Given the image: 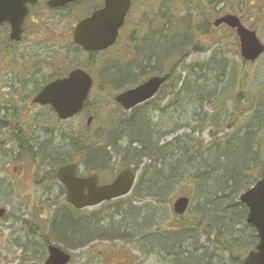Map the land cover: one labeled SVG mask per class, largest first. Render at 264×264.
<instances>
[{
    "label": "rangeland",
    "instance_id": "rangeland-1",
    "mask_svg": "<svg viewBox=\"0 0 264 264\" xmlns=\"http://www.w3.org/2000/svg\"><path fill=\"white\" fill-rule=\"evenodd\" d=\"M81 11L79 9V13ZM231 12L240 16L250 28L255 29L264 42V0H135L128 21L121 30L119 43L112 48L110 54L107 52L99 55L97 64L94 60L88 63L97 77L90 95L89 111L65 122H56L55 115L50 112L48 106L35 105L29 108L32 96L45 84L48 76L52 75V68L28 67L29 72H33L30 76L25 73L22 75L21 71H17L12 65L3 68L6 72L21 74L15 79L17 80L15 87L11 90L15 91L16 98L5 99L0 95V182L3 183V188L0 190V206L7 207L6 218L0 219V264H43L47 257V244H44V239L40 237L43 234L49 237L51 221L57 214L60 219L58 220L62 223L61 229L64 231L59 230L61 235L57 233L58 235L52 236L54 238L51 243L58 244L72 253L74 259L70 264H165L164 260H167V257L164 253L163 256L155 254L154 251H157L155 245L148 238L152 237L151 233H155L163 223L166 224L163 227H167L168 223L172 222L173 202L180 194H188L189 187L176 186L177 190L167 194L161 202L159 196L150 198L149 203L166 208L168 215L161 214L156 217L157 219H151L152 222L147 221L149 219L143 215L138 220L136 228L142 235L139 239L134 238L131 231L106 235L108 227L117 229L118 223L124 220L123 207H128L137 197L131 193L117 203L112 201L92 208H84L82 211H77L79 214L73 215L67 208L72 210V206L65 200V190L53 177L61 161L58 163L47 161L43 157L51 152L53 146L59 151L68 150L70 138L80 141L92 139L101 141L99 146L113 145V148H106L111 165L98 172L102 184L113 180L119 170L126 165H132L128 160L125 161L123 153L118 151L119 146L129 151L131 148H138L135 145L128 147L126 142L129 139L119 140L118 148H114L117 145L115 139L109 143L94 136L113 120L115 123L120 121L124 111L115 104L114 94L132 87L124 83L120 88L119 85L125 81L119 76L116 84L113 81L110 88L101 89V84H106L101 76V70L127 69V73L132 76L134 72L141 70L146 72L148 71L146 61L152 57L153 50L150 51V47L154 43L157 47L159 42L166 40V37L178 40L182 36L186 37L188 31L190 42L183 44L186 46L183 55L189 52L187 65H192L193 83L195 89L199 91L195 95V105L180 102L169 109L175 97L169 94V90H164L160 94L165 98L160 105V109L164 108V110L157 113L150 112V121L162 122L159 127L163 130L160 131H169L166 140L170 142L172 139L181 138L183 134H189L191 129L186 126L190 121L184 113L186 110L188 112L196 110L199 120L197 122L199 144H203L204 147L210 142L226 137V134L227 140L233 139V135L238 131H241L238 136L243 137L246 122L251 119L252 114L258 116L255 110H259L260 119L256 124L254 123L257 129L252 132L256 134L257 140L264 139V55L255 63H246L240 55L241 49L236 33L224 25L219 29L213 26L216 18ZM151 39L152 42H148ZM136 53H139V58L133 56ZM146 57L148 58L144 60ZM174 61L176 60L166 58V62L163 63L164 69L171 67ZM80 63H87V59L83 60L81 57ZM145 72H141L144 74L143 78L145 75L152 76ZM186 76L187 74L182 72V77ZM5 82L7 83L6 80ZM24 82H26L25 86H23ZM1 85L3 82H0V87ZM115 88L120 89L114 91ZM6 90L8 89H1V91ZM238 91L243 92L244 95L238 97ZM202 113L209 117L213 114L222 115V118L218 121L213 120L212 123L211 120L205 121L206 116H204L202 121L198 116ZM90 114H95L97 117L91 126L92 130L87 129V118ZM16 131H26L34 137L35 149L30 150L31 156H24L21 153L24 151L19 152L15 142L12 144L7 140L9 135ZM157 132L159 131L155 130V133ZM212 134L216 135L215 140ZM196 144L193 141L190 147ZM255 145L259 146V143ZM179 150L181 151V147ZM258 150L264 159V140ZM189 157L191 155H177L174 161ZM75 160L81 166V174L97 172L94 171L93 165L86 162L83 153L81 156H75ZM140 167L145 168L144 165ZM259 170L260 167L252 166L250 162L244 167V172H248L246 175L257 173ZM43 181L47 183L45 191L41 186ZM231 200L235 203L238 197L232 196ZM142 204V200L137 202L138 206ZM62 206L67 208L66 213L62 210L56 214L55 210ZM91 217H97L101 221L94 222ZM89 219L92 221L90 224ZM89 226L92 227L91 230ZM206 227L208 244H211L209 252L224 250L225 245L220 242L218 228L212 226L210 222H206ZM77 229L79 233L75 232ZM239 229L242 227L240 226ZM63 235L68 237L62 238ZM245 242L241 241L240 245ZM72 245H79V248H74ZM239 253L237 251L236 255L243 254ZM224 258L228 259L227 264H229L230 259L227 254Z\"/></svg>",
    "mask_w": 264,
    "mask_h": 264
},
{
    "label": "trees",
    "instance_id": "trees-1",
    "mask_svg": "<svg viewBox=\"0 0 264 264\" xmlns=\"http://www.w3.org/2000/svg\"><path fill=\"white\" fill-rule=\"evenodd\" d=\"M155 69L159 71L157 70L159 67ZM196 92L194 90V93ZM241 94L244 95L243 92ZM241 101L243 102V100ZM146 108L147 105L142 108L138 107L132 113H125L119 122H113L108 127L111 128L110 132H106L103 129L102 133L97 132L95 137L98 140L100 138L109 141L118 138L117 141H119L120 138H124V135L129 134L134 137V140H130V145L134 141H138L141 143L142 150L135 152L127 151L125 158L128 162L136 164L138 159L146 156L150 158L156 157L161 160L164 166H168L170 160L175 157L174 153L171 157L168 155L173 149H171L170 145L160 146V140H149L150 134L155 130V127L148 122L144 123L142 121L143 114L141 117L137 116L139 111ZM147 128L154 130L152 132H145ZM254 139L253 132L248 130L247 134L236 143L221 139L220 142L209 143L204 147L203 144H199L195 150L193 147H184L181 150L183 155H191L188 166L181 167L179 165L182 162L178 161V166L172 168L171 171L165 172L158 179L155 186H152V188L158 191H166L176 186L185 188L189 184L187 183L188 175L193 172L194 166L198 170L201 168V171H198V184L194 185L193 188L189 187L190 191L188 192L194 197L196 196L197 199L193 208L198 205L200 210L192 209L189 214L190 219L187 220H184V217L174 215L171 220L173 227H162V231L155 232H163L162 247L174 244L179 245L176 249L179 251L178 253L165 256L167 257V260H164L165 264H227L228 259L224 258L226 254L230 259L229 264L240 263V256H237L236 252L239 251V254H241L250 248L251 241L255 236L253 233L255 234V232L253 229L250 230L249 226L244 227V229H248L249 235L237 229L238 225L245 224L247 214L245 207L236 201L234 203L231 197H239L241 191L249 188L260 176L258 172H253L254 174L251 173L249 175H246L248 172H244V167L250 162L253 153L256 151L254 143L248 142ZM99 143L97 140L93 141L90 139L85 142L86 146L82 144L83 146L81 145L82 147H80L81 153L87 155L88 161L95 168L100 166L99 163L104 162L107 155L105 146L100 147ZM139 167L140 165L137 164L136 168L138 169ZM152 188L143 185V177L141 176L135 195L138 196L140 193L149 194ZM206 222H210L212 226L218 228L219 236L221 237L220 242L222 245H225L224 250H213L211 253L209 252V255L205 253L207 244L202 242V236L203 233L207 234ZM111 230L113 232L117 231L115 228ZM241 241L246 242L240 245ZM157 252L154 251L155 254L163 256V253Z\"/></svg>",
    "mask_w": 264,
    "mask_h": 264
},
{
    "label": "water",
    "instance_id": "water-1",
    "mask_svg": "<svg viewBox=\"0 0 264 264\" xmlns=\"http://www.w3.org/2000/svg\"><path fill=\"white\" fill-rule=\"evenodd\" d=\"M21 2H8L0 1V22L4 20H10L14 25V28H18V32H21V22L26 12V1L33 0H20ZM122 9H114L112 3L106 7L105 12L97 13L95 16L84 20L78 25V30H87L90 27H94L98 20L104 19V14L115 13L118 17L112 22L113 36H110V40L103 42L102 46L96 45H84L86 49H99L105 48L113 44L118 33V28L123 22V17L128 10L129 1ZM14 6V10H10V7ZM17 7H21L23 14L19 17H15ZM221 22L227 23L229 26L237 28V33L241 40L242 57L255 61L263 52L264 46L260 43L256 32L249 30L245 26L241 25L238 17L234 15H227L216 21V25ZM16 23L18 24L16 26ZM20 30V31H19ZM101 39V38H99ZM104 40V39H103ZM105 41V40H104ZM167 77L156 76L143 84L138 88L123 92L116 96L117 101L127 109H132L135 105L146 101L153 97L156 91L160 88V84ZM92 84L91 77H89L82 70L72 72L67 79L56 80V82L47 85L43 91L35 98V101L42 104L50 103L62 118H69L81 111L85 101L87 100ZM76 164H64L61 166L57 177L61 179L67 189V200L73 203L78 208L84 206H95L106 199L117 198L122 195H126L127 192L133 187L135 175L130 169L123 170L119 173V176L112 184H106L105 186H97L99 177L93 174L89 178H78L75 176ZM85 189H88V193H85ZM241 201L246 203L249 207V219L248 222L256 225L260 236V244L258 252L252 251L248 259L243 264H264V175L260 181L252 188H250L245 194L241 196ZM189 199L187 197H181L174 203L175 210L179 214H183L188 208ZM5 209L0 208V218L5 215ZM50 257L45 264H67L71 255L62 251L59 247L54 245L49 247Z\"/></svg>",
    "mask_w": 264,
    "mask_h": 264
},
{
    "label": "bare ground",
    "instance_id": "bare-ground-1",
    "mask_svg": "<svg viewBox=\"0 0 264 264\" xmlns=\"http://www.w3.org/2000/svg\"><path fill=\"white\" fill-rule=\"evenodd\" d=\"M109 20L115 21V19L118 17L117 14L109 13L108 15ZM77 40L80 44L82 45H96V46H102V43H100V40L93 34V32H91L90 30H77ZM258 36V35H256ZM258 39L260 41V43L264 46V42L262 41V39L260 38V36H258ZM139 53H136L135 55H133L135 58L138 57ZM137 58V59H138ZM33 61H36L38 63H44L43 58L39 55L37 56L36 59H33ZM175 63V64H174ZM174 63L172 64V67L170 70L167 71V74L164 77H167L165 80L162 81V83L160 84V89L162 91H167L169 90L171 92V94L175 97L176 100L178 101H182L185 103H189L191 105H195V94H194V83H193V72H192V65H187V61H181V60H177L174 61ZM182 72L186 73L187 76L184 78L182 77ZM101 76L103 77V79L106 81V85L108 84V82L113 79V78H118L120 77H124L126 76L127 79V83L132 86L133 88H138L140 87V83L137 81V78L132 74H130L129 72L127 73V71H123L118 69L117 71L114 70V68H107V69H102L101 70ZM239 94H241L242 92L238 91ZM165 99V98H164ZM163 99V100H164ZM152 103L154 105L159 104V101L156 100H152ZM154 105H150L149 107L151 108L152 112H162L161 109H159V107H156ZM143 114V111H139L137 113V116L141 117V115ZM185 117H187V119L190 121L189 124H187L186 127H188L189 129H191L189 131V138L193 139L194 142H199L198 139V127H197V116H196V110H191L190 112H188V110L185 111ZM255 114H257L258 116H261L260 111L259 110H255ZM145 116V115H142ZM258 116L252 114L251 116V120L250 122H246L245 124V131L243 132V136H245L247 134V131H254L255 129H257V125H255L258 121V119H260ZM220 118H222V115H213V120L218 121ZM255 123V124H254ZM154 129H148L145 131H151ZM57 132V131H56ZM155 132V130L153 131ZM152 132V133H153ZM150 134L151 137L149 138V140L153 141V134ZM236 136V135H235ZM125 138L129 139V140H134V137H132L131 135L127 134L125 136ZM7 140L14 144V142L17 144V149L19 152L26 150V149H35V146H33V142H34V137L32 135H30V133L28 132H23V131H16L14 132V134L9 135V137L7 138ZM264 139H254L252 141H248L250 143H259V147L262 145V141ZM7 142V141H6ZM68 146L70 147L68 150L64 151V150H58L56 149L54 146L51 150V152H48V154L44 155V160H49V161H53L56 162V159H60L62 161H65L67 163H71V161H73L75 159V154L77 151V147L78 144L76 143L75 139L70 138V140H68ZM117 142V148L119 146V142ZM135 143L137 141H134ZM53 144V142H52ZM120 153H123V156L125 157L126 152L128 151L127 149H121V147L119 146V150ZM259 150H256L253 153V156L251 157L250 160V165L255 166L257 168L259 167H263L264 166V159L261 157L260 152L258 153ZM107 154V153H106ZM110 157L109 154L106 155V159L104 160V162L99 163L100 166H97L95 168V170L97 172H100V170H104L106 168H108L111 164L109 162ZM112 160V159H111ZM144 160H146L147 162H144ZM125 161H127V159L125 158ZM137 164L139 165H144L145 169H141L138 170V172L140 171V174H142L143 177V185L152 188V186H155V184L157 183L158 179H160V177H162V175L165 172H168L169 170L171 171L172 168L178 166V163L175 162L174 160H170V164L168 166H164L161 162L160 159H156V158H140L137 160L135 167H137ZM193 167V166H192ZM191 167V168H192ZM129 168L128 165H126L125 169ZM199 170L201 171V168H199ZM198 168L196 166H194L193 168V172L191 174L188 175V181L187 183L188 186L187 187H191L193 188L194 185L198 184L199 181V171ZM186 172V170H185ZM187 173V172H186ZM46 181H43L42 183V189L45 191L47 190V183H45ZM3 188V183L0 182V190ZM177 190L176 187H172L166 191H158L155 188H152V191H150L149 194L146 193H140L137 198L133 201V203L131 205H129L128 207H123L124 208V220L122 222L118 223L117 226V231L122 233V232H129L131 231V234L134 238L139 239L141 235V232L139 233L138 229H136V224L138 223V220L143 217H146L147 219H149L148 221L152 222L151 219H155L157 216L163 214L164 216H166L167 214V209L166 208H161L158 207L156 205H153L152 203H149L150 198L154 199L156 198V196L160 197L159 202H161L163 200L164 197L167 196V194H170L172 192H175ZM121 199H123V197H118L116 200H114V202H118ZM143 202V204L141 206L137 205V202L141 201ZM152 201V200H151ZM155 203H157L156 201H154ZM193 209H197L200 210V207L197 205L195 206ZM62 210L67 211V208L65 206L59 207L57 208L56 214L58 212H62ZM61 218V217H60ZM59 219V215L57 214L56 218H54L51 221V228H50V232H48V236L43 234L41 235L40 238L44 239V244H48L52 241V239L54 237L55 234H59L61 235L59 232V230L61 229L62 223L58 220ZM90 219H92V221H101L99 220V218L97 217H91ZM89 219V224L90 222H92ZM157 219V218H156ZM68 224V223H66ZM149 226V225H148ZM89 229L91 230L92 227L89 226ZM79 229L75 230V232L77 231V233H79L78 231ZM57 234V235H58ZM153 234V235H152ZM56 235V236H57ZM152 237H149L148 240H150V242L152 244L155 245L156 250L158 251L157 253H164L165 256L168 255H175L176 253H178L179 251H177V247H179L178 244H174V245H168L167 247H162V238L163 235L161 232H157V233H151ZM68 235H63L62 238H67ZM37 238V237H35ZM206 251L205 253H207L209 255V249H208V245L205 248ZM204 253V254H205ZM206 255V254H205ZM207 255V256H208Z\"/></svg>",
    "mask_w": 264,
    "mask_h": 264
},
{
    "label": "flooded vegetation",
    "instance_id": "flooded-vegetation-1",
    "mask_svg": "<svg viewBox=\"0 0 264 264\" xmlns=\"http://www.w3.org/2000/svg\"><path fill=\"white\" fill-rule=\"evenodd\" d=\"M37 1L30 6L20 42L12 40L10 25H2L0 52L11 51L19 59L40 55L46 66L53 69V76H65L69 72V65L77 66L82 57V47L75 42L76 24L97 12L105 5L106 0H75L53 8L48 6V0ZM79 9L82 10V15Z\"/></svg>",
    "mask_w": 264,
    "mask_h": 264
}]
</instances>
